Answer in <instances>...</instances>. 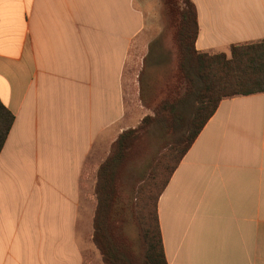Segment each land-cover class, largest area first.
<instances>
[{"label": "crops", "instance_id": "obj_1", "mask_svg": "<svg viewBox=\"0 0 264 264\" xmlns=\"http://www.w3.org/2000/svg\"><path fill=\"white\" fill-rule=\"evenodd\" d=\"M192 1L198 51L264 40V0ZM140 18L134 0H0V264H83L92 177L132 128ZM157 213L168 264H264V93L220 102Z\"/></svg>", "mask_w": 264, "mask_h": 264}, {"label": "trees", "instance_id": "obj_2", "mask_svg": "<svg viewBox=\"0 0 264 264\" xmlns=\"http://www.w3.org/2000/svg\"><path fill=\"white\" fill-rule=\"evenodd\" d=\"M163 6L175 47L178 82L175 95L153 109L152 116L117 137L97 169L92 242L104 264H168L157 213L159 197L223 99L264 93V40L232 45L229 55L200 52L195 46L199 25L193 1L163 0ZM189 105L191 115L186 116L182 108ZM13 123V114L0 101V153ZM153 124L173 139L132 191L134 196L124 195L120 176L125 162L134 142ZM129 221L137 229L138 245L123 233Z\"/></svg>", "mask_w": 264, "mask_h": 264}, {"label": "rangeland", "instance_id": "obj_3", "mask_svg": "<svg viewBox=\"0 0 264 264\" xmlns=\"http://www.w3.org/2000/svg\"><path fill=\"white\" fill-rule=\"evenodd\" d=\"M134 6L141 15L140 22L144 31L135 41L132 58L125 70V80L127 78L128 85L133 83L134 90V98L128 100L134 107L132 117L128 118L131 120L130 125L132 124V128L129 129L138 128L142 119L147 115L152 116L153 109L156 107L158 109L164 99L173 97L178 82L175 47L172 32L168 28L163 0H134ZM226 53L229 55V51ZM140 106L142 111L139 110ZM182 111L184 115L189 116L192 106L184 107ZM172 139V134L165 137L162 135L161 126L158 124L145 128L140 138L134 142L133 152L128 155L120 176L124 195L134 196L136 187L147 178L154 162L166 150ZM110 151L111 147L109 154ZM101 156L104 157L105 153ZM93 176L95 184L96 175ZM93 217L89 213L86 215L87 228L84 231L85 243L82 246L83 264H104L92 242ZM133 225L132 221L125 223L123 233L138 245L137 229ZM134 249L138 252V248Z\"/></svg>", "mask_w": 264, "mask_h": 264}]
</instances>
